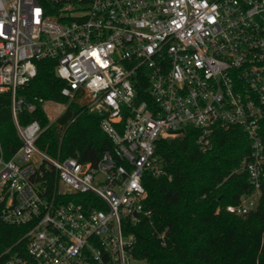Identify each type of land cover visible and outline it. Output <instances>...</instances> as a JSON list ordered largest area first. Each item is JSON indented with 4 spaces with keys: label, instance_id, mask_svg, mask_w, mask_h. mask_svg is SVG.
Instances as JSON below:
<instances>
[{
    "label": "built area",
    "instance_id": "obj_1",
    "mask_svg": "<svg viewBox=\"0 0 264 264\" xmlns=\"http://www.w3.org/2000/svg\"><path fill=\"white\" fill-rule=\"evenodd\" d=\"M42 59L54 62L63 97L81 95L101 116L112 150L96 163L48 156L36 146L39 122H19L35 104L16 90ZM5 92L19 145L5 158L0 143V221L26 231L0 264H148L133 256L135 237L124 229L150 217L142 177L162 172L155 141L186 127L199 131L202 153L216 130L243 131L251 148L239 171L250 192L226 211L244 216L259 206L264 0H0ZM165 235L157 234L162 245Z\"/></svg>",
    "mask_w": 264,
    "mask_h": 264
},
{
    "label": "trees",
    "instance_id": "obj_2",
    "mask_svg": "<svg viewBox=\"0 0 264 264\" xmlns=\"http://www.w3.org/2000/svg\"><path fill=\"white\" fill-rule=\"evenodd\" d=\"M39 1L45 5L46 0ZM64 86L54 73V62L38 60L35 77L16 90V97L34 103L35 110L21 112L18 120L21 124L39 122L44 131L36 146L48 156L94 164L112 150V143L99 127L101 116L89 112L81 95L72 101L63 97L60 90ZM42 102L66 107L51 122ZM198 135L197 129L186 127L178 136L155 141L162 172L142 177L144 206L150 217L124 229L135 237L133 256L148 264H264V176L257 210L244 216L226 211V206L250 192L246 173L239 171L240 162L250 152L249 140L240 128L216 130L211 148L202 153L195 143ZM262 137L264 141V130ZM0 143L5 158L19 145L8 92L0 94ZM52 176L53 170L47 173ZM25 231L26 227L0 221V253ZM163 232L165 245L157 237Z\"/></svg>",
    "mask_w": 264,
    "mask_h": 264
},
{
    "label": "rangeland",
    "instance_id": "obj_3",
    "mask_svg": "<svg viewBox=\"0 0 264 264\" xmlns=\"http://www.w3.org/2000/svg\"><path fill=\"white\" fill-rule=\"evenodd\" d=\"M64 107L65 105L63 104L54 105L51 102H46L44 104L45 114H47L49 118L54 119L64 111Z\"/></svg>",
    "mask_w": 264,
    "mask_h": 264
}]
</instances>
